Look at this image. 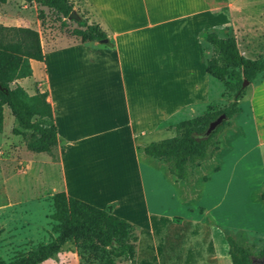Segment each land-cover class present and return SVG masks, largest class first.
<instances>
[{"label": "crops", "instance_id": "crops-1", "mask_svg": "<svg viewBox=\"0 0 264 264\" xmlns=\"http://www.w3.org/2000/svg\"><path fill=\"white\" fill-rule=\"evenodd\" d=\"M69 2L105 37L82 42L59 32L40 42L42 53L46 47L73 49L75 55H55L49 64L44 56L30 60L31 75L16 80L29 95L46 92L57 135L49 151L32 152L27 171L36 164V177L55 178L53 193L63 191L107 208L132 225L134 257L119 264H231L223 230L264 235L259 226L264 221L259 198L264 138L254 128L260 160L256 180L231 155L230 129L228 138L224 133L222 142L217 139L211 157L200 162L218 163L205 180L196 178L200 164L184 182L142 149L171 137L172 125L201 114L222 97V83L205 71L210 46L204 34L236 40L238 14L231 11L232 0ZM243 15L252 31V14ZM8 118L15 126L13 116ZM169 205L176 212L161 210ZM252 259L258 264V258Z\"/></svg>", "mask_w": 264, "mask_h": 264}, {"label": "trees", "instance_id": "trees-1", "mask_svg": "<svg viewBox=\"0 0 264 264\" xmlns=\"http://www.w3.org/2000/svg\"><path fill=\"white\" fill-rule=\"evenodd\" d=\"M6 1L0 0V3ZM34 1L63 18L72 10L69 0ZM74 21L78 28L72 30V35L79 37L82 42L105 37L97 25L87 24L82 18ZM204 39L210 46L205 71L221 82L223 88L231 91L229 102L220 109L207 104L201 114L172 125L174 134L171 137L150 142L142 149L145 155L161 160L169 174L184 182L191 180L193 170L201 161L211 157L217 149V135L240 110L238 102L245 91L243 81L250 83L258 75L264 79V55L245 57L239 52L236 40L231 35L219 37L214 32H206ZM42 57L36 30L0 24V131L3 124L2 110L6 106L15 120L10 132L21 136L25 147L31 152H47L57 144L46 92L35 91L29 95L16 82L31 75L30 60L41 61ZM220 113L226 119L209 135L202 137L208 122ZM259 198L264 202V186ZM50 200L52 211L49 216L55 222V235L45 244L31 247L7 262L0 259V264H39L52 258L69 241L78 249L80 257L91 256L102 260L103 264H114V258H119V262H132L136 235L131 224L113 215L107 208L95 207L67 196L63 191L52 193ZM224 236L231 264H254L252 258L264 255V245L252 253L246 243L236 241L226 231Z\"/></svg>", "mask_w": 264, "mask_h": 264}, {"label": "rangeland", "instance_id": "rangeland-1", "mask_svg": "<svg viewBox=\"0 0 264 264\" xmlns=\"http://www.w3.org/2000/svg\"><path fill=\"white\" fill-rule=\"evenodd\" d=\"M73 10L78 19H83L79 7ZM231 11L235 15L238 14L237 32L234 34L242 54L248 58L264 55V26L260 25L264 24V0H232ZM247 13L252 14L250 17L252 31L242 19V17L248 19L243 15ZM0 24L32 28L38 32L39 40L43 44L47 38H53L59 32L70 36L72 30L78 28L74 19L60 17L34 0H7L5 3H0ZM72 50L56 52L54 48L45 47L43 56L49 64V59L55 55L74 56ZM259 79L260 75L252 82L243 85L245 91L239 101L240 113L233 115L228 120L229 126L217 135V139L221 141L222 135L227 133L225 135L228 138L227 131L232 130L231 145L234 146V152L231 155L237 158L238 167L250 169V179L253 180L258 177L260 168L258 147L255 146L256 130L260 138H264V81ZM221 96L211 103L216 109L229 102L231 91L223 88ZM251 105L252 114L249 112ZM9 116H11L10 112L4 106L0 131V259L5 262L19 254H24L31 247L45 244L55 235L53 230L55 222L49 215L52 211L50 195L53 193L52 188L56 187V180L48 176L36 177V164L29 165L30 170L27 171L28 158L35 153L25 147L21 136H15L10 132ZM239 148H242L240 152ZM261 150L263 151L261 161L264 162V147H261ZM217 164L215 160L202 162L200 167L196 168L197 180L209 177L212 168ZM193 202L194 200L189 204ZM177 209L169 205L162 207L161 210L176 212ZM261 222L259 226L264 228V221ZM223 231L234 239L246 243L252 253H256L264 245L262 235L248 233L238 236L230 229ZM218 248H221L219 244ZM113 261L114 264H119L120 259L114 258ZM150 263L149 260L137 262V264ZM39 264H103V262L91 256L80 257L78 249L69 241L64 243L52 258Z\"/></svg>", "mask_w": 264, "mask_h": 264}, {"label": "water", "instance_id": "water-1", "mask_svg": "<svg viewBox=\"0 0 264 264\" xmlns=\"http://www.w3.org/2000/svg\"><path fill=\"white\" fill-rule=\"evenodd\" d=\"M68 19H74L77 20L78 17L75 15L74 10L72 9L68 16ZM246 83V81H243L242 86ZM225 115L223 113L218 114L215 118H213L212 120H210L202 134V137H206L207 135L210 134V132L212 130H214V128L219 125L223 120H225ZM251 261L253 262V259H251ZM258 264H264V255L258 259H256Z\"/></svg>", "mask_w": 264, "mask_h": 264}]
</instances>
